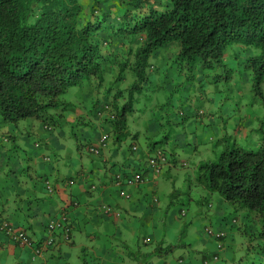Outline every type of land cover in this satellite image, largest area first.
I'll list each match as a JSON object with an SVG mask.
<instances>
[{
    "label": "rangeland",
    "instance_id": "obj_1",
    "mask_svg": "<svg viewBox=\"0 0 264 264\" xmlns=\"http://www.w3.org/2000/svg\"><path fill=\"white\" fill-rule=\"evenodd\" d=\"M116 3L117 0H111L107 6L115 10ZM173 50L174 45H170L158 50L155 58H150L146 68L147 80L134 94L133 112L127 116V135L116 142L110 132L111 149L107 148L104 154L110 157L111 164L117 163V168L121 163H127L123 158L138 156L142 159L141 167L147 169V157L159 149L164 151L171 165L156 178V192L151 188V194L159 203L153 208L145 206L152 196L148 193L145 204L132 211L131 203L135 202L132 195L123 198L121 203L125 208L121 210L120 219L128 220L115 229L99 224L93 226L91 222L88 225L79 223L80 229L76 225L71 231L73 243L63 246L65 255L50 260L48 264H170L178 257H182L185 264H203L201 255L204 252L206 264H264V248L261 249L264 240L260 236L264 230L262 223L248 224L245 213L233 212V207L221 195L204 190L195 181L199 162L215 159L223 150L225 141L229 145L236 141L242 147L256 149L255 141L261 136L259 127L264 121V86L263 98L252 91L250 74L244 68L247 51L228 61L223 70L210 71L198 62L189 65L175 60L170 53ZM113 75L106 77L112 78ZM132 80V74L126 72L118 87L124 90ZM80 91L82 88H69L62 99L76 101L78 107L70 112V119L83 116L90 122L88 125L69 122L63 126H49V138L36 148L32 144L38 139L36 134L20 135L18 130L15 131L19 136L14 148L13 142L2 143L6 152L1 165L4 171L13 168L9 178L16 192L34 188L42 205L52 203L53 217L67 214L69 220L74 219L69 211L70 204L61 201L58 195L60 193L61 197L68 199L69 189L61 185L69 181L68 178L78 177L82 166L97 162L98 156L90 155L88 146L96 143L102 127L105 128L99 120L102 115L92 117L87 110L91 101L98 106L107 102L112 107L113 99V92L105 99L103 95L88 93L86 89ZM124 101L125 98L120 100V104ZM29 121L36 130L41 128L40 123L32 118L20 121L17 126L27 132L31 128L26 126ZM0 126H6L1 118ZM238 126L255 128L245 144L234 134ZM261 129L264 131V124ZM131 143L137 147L135 153L128 150ZM149 144L154 146L152 151L148 150ZM41 154L48 160L37 157L34 162L33 155ZM111 168L113 166L99 162V172L89 178L91 182L86 188L90 190L88 185L92 184L90 191L97 192L104 180H110L111 172L117 171ZM43 175L48 176L50 193L40 191ZM56 185L59 186L58 193L55 192ZM78 199L82 203L83 194ZM107 203L116 209V202ZM181 209H184L185 216L178 218ZM46 217L44 214L42 220ZM6 219L11 222V216ZM205 225L214 231H224L222 249L216 250L215 241L204 230ZM26 233L30 235L29 230ZM176 243L187 246L169 252L160 251ZM212 253H218L216 260L211 258Z\"/></svg>",
    "mask_w": 264,
    "mask_h": 264
},
{
    "label": "trees",
    "instance_id": "obj_2",
    "mask_svg": "<svg viewBox=\"0 0 264 264\" xmlns=\"http://www.w3.org/2000/svg\"><path fill=\"white\" fill-rule=\"evenodd\" d=\"M110 2L0 0V118L5 124L15 126L32 118L43 126H63L69 123L67 114L78 107L76 101L62 99L69 88L86 89L105 99L113 92L112 107L107 102L103 104L110 105L114 118L99 120L105 125L104 131L111 132L118 142L127 135V116L133 112L134 94L147 80L150 58L170 45H174L170 53L175 60L189 65L198 62L210 71L223 70L228 61L247 51L244 68L250 74L252 91L263 98L264 0H117L115 10L107 6ZM126 72L132 74L133 80L121 90L118 83ZM111 73L113 77L107 78ZM90 103L88 115L95 117L103 104ZM85 119L79 116L73 124L86 126L90 122ZM261 126L255 150L236 141L230 145L225 141L215 159L199 162L195 181L204 190L221 195L233 212L245 213L248 224L259 221L264 227ZM3 142L11 144L7 138L0 139L1 203L5 204L11 195L15 202L22 198L30 203L29 193L16 192L13 187L9 178L13 168L8 171L2 168L6 152ZM153 148L149 144L148 150ZM130 174L131 170L117 172L121 183L113 182L118 194L123 191L129 198L128 188L147 180L142 175L140 184L126 185L124 178ZM45 180L42 179L44 191ZM5 189L8 194L2 196ZM148 203L157 206L159 200L152 195ZM99 210L106 217H116L108 204H101ZM183 216L185 211L181 209L178 218ZM225 236L220 240L224 242ZM260 236L264 240V230ZM186 246L176 243L160 251Z\"/></svg>",
    "mask_w": 264,
    "mask_h": 264
},
{
    "label": "crops",
    "instance_id": "obj_3",
    "mask_svg": "<svg viewBox=\"0 0 264 264\" xmlns=\"http://www.w3.org/2000/svg\"><path fill=\"white\" fill-rule=\"evenodd\" d=\"M70 116H72L70 113L66 116V121L73 123L75 118L70 119ZM31 121L28 122L26 126H31V128H28L27 132H25L23 129L21 130L19 128V123L15 126L5 124L6 126H0V139H8L9 142L13 139V144L16 145L17 142V136L18 134L15 133L16 130H18L20 135L30 136L31 134H36L37 140H34L32 142L33 147H40V142L43 140H46L49 138V133L51 130H47L44 128L42 124H40L41 128L36 130L35 126L33 124H30ZM102 127V126H101ZM14 128V129H13ZM104 130V127H102V131ZM255 130L252 126H238L234 129V134H237L236 139L240 140L243 144L248 142L250 140V136L252 137V132ZM256 146L258 145V139L255 141ZM108 149H111L110 146ZM105 151L107 149L103 150L101 154L97 157V162L90 166H82V168L79 170V175L76 178H68L70 181V184H67L66 181H64L63 185H61L62 188L68 187L69 189V196L68 199L65 197H61V194L59 193L60 200L63 202H68L70 204L69 211L71 216L74 219H70V222L73 223V228L78 226L80 229L79 223L88 225L90 222L94 226L95 224L99 225H105L106 227H113L114 229L119 227L118 225L122 222H125V220H128L124 217L122 219H118L116 217H106L104 216L100 210L99 207L101 204H108L109 201L116 202V209L115 211L120 212L121 210H124L125 204L121 203L122 197L120 193L118 194V190H116L110 183L112 180L111 175L113 173L117 172H129L130 170H141L143 175L145 176L146 181H144L141 185H138L135 188L129 189L133 200L135 202L131 203V210L134 211L135 207H137V210L140 208L141 204H145V197L146 194H151V188H154L153 191H155V187L157 185L156 178L154 177L150 170L146 166L141 167V158L140 157H132V158H123V160L127 161V163H121L120 167L117 168V163L113 162L111 164L110 157H106ZM42 158L45 157L42 154L39 156L33 155L32 159L35 162L36 158ZM131 159V160H130ZM141 159V160H140ZM99 162L103 163V165H110L113 166L111 170H117L113 171L110 174V180L106 181L104 179V182L101 183L100 188L97 192L92 193L88 188H86V184L91 182L89 181V178L94 177L95 172H99ZM143 162V161H142ZM171 164L169 163L166 167H169ZM133 167V168H131ZM31 168V167H30ZM46 178L48 180L47 175H43L41 178V185L43 190V183L42 179ZM152 184V185H150ZM58 185H56L57 187ZM89 186V185H88ZM55 187V192H59V186L58 189ZM47 190V189H46ZM45 190V191H46ZM149 190V191H148ZM156 192V191H155ZM1 193V192H0ZM30 195V203L25 202L22 198H19L18 202H15L13 199V196L11 195L6 201L5 204L2 205L0 199V217L9 218L11 216V222L13 225L17 227H21L25 231L30 232V237L35 242H40L44 240L48 236V232L45 229L46 223L50 220L51 217L54 215L52 214L51 208L53 207L52 203L45 202V205H42V202L38 195L36 194V190L27 188L24 190V194ZM8 190H3V195H7ZM83 194L84 200L82 203H80V200L78 197ZM52 195V194H48ZM1 196V197H2ZM136 203L135 206H133ZM145 206H148L153 208V205L150 203H147ZM62 209V208H60ZM67 212L68 210H64ZM44 214L47 216L46 219L43 221L42 217ZM67 215V214H66ZM54 218V217H53ZM69 219V218H68ZM8 220V219H7ZM10 222V223H11ZM55 243L53 246L46 248L43 250L42 254L40 256L35 257L34 259H31L32 257V249L28 247L19 246L17 244H14L10 241L4 234L0 232V264H48L50 260H53L54 258L60 257L62 255H65V252L63 251V246L66 245L62 237L60 235V232H56L54 234ZM73 241H71V245ZM206 256V253H202L201 258ZM181 258L182 257H178ZM178 258H173L172 262L177 260ZM184 260V259H183ZM171 262V263H172ZM185 262V261H184Z\"/></svg>",
    "mask_w": 264,
    "mask_h": 264
},
{
    "label": "built area",
    "instance_id": "obj_4",
    "mask_svg": "<svg viewBox=\"0 0 264 264\" xmlns=\"http://www.w3.org/2000/svg\"><path fill=\"white\" fill-rule=\"evenodd\" d=\"M98 116L102 115V117H108L110 119L114 118V113L111 111L109 105H102L100 110L97 113ZM108 145V136L107 134H102L95 144L88 146V152L92 156H98L106 146ZM133 150L135 147L132 148ZM165 157L161 151H157L154 155L150 156L148 159V166L151 169L154 176H158L162 172V168L165 163ZM114 184L119 185L121 183V179L119 175L114 176ZM125 184L132 186L140 184L143 179L142 175L139 172H133L126 178H124ZM47 188L49 184L46 182ZM121 196L128 199L129 196L125 192L121 191ZM107 212V209L103 210ZM115 216L118 217V213H115ZM71 229L72 226L70 224L69 219L66 217L65 214L61 215L56 220H52L47 224V231L49 232L48 237L42 241L40 244H35L33 240L25 233L24 230L21 228L14 227L10 222L7 220L0 221V232L3 233L10 241L32 249V258L39 256L44 248H47L54 244L53 233L60 232L62 239L64 242H70L71 237ZM205 232L208 236L213 238L216 241V249H222L223 241L220 240L221 236H224V233L221 231H214L210 227H205ZM217 255H213L212 259H217ZM177 264H182V261H177Z\"/></svg>",
    "mask_w": 264,
    "mask_h": 264
},
{
    "label": "clouds",
    "instance_id": "obj_5",
    "mask_svg": "<svg viewBox=\"0 0 264 264\" xmlns=\"http://www.w3.org/2000/svg\"><path fill=\"white\" fill-rule=\"evenodd\" d=\"M103 105H104V104H103ZM109 106H110V105H109ZM100 108H101V107H100ZM110 108H111V107H110ZM111 111H112V108H111ZM112 112H113V111H112ZM100 117L102 118V116H100ZM103 118H104V116H103ZM44 128L47 129V130L50 129L49 126H44ZM102 134H107V136H108V145L103 149V150H105V149L108 148V146H109V141L111 140V138H110V132L107 133L106 131L103 130L102 133L100 134V136H101ZM100 136H99V137H100ZM98 139H99V138H98ZM2 140H5V139L2 138ZM96 142H97V141H96ZM133 147H135L134 150L132 149ZM103 150H101V152H102ZM128 150H129V152H133V153H135V152L137 151V147H136V145H135L134 143H131V144L129 145V149H128ZM157 151H161V152L163 153L165 159H166V160H165V163H164V166H163V168H162V171H164L165 167H166L170 162L168 161V158H167V156L165 155L164 151H162L161 149H159V150H157ZM157 151H156V152H157ZM101 152H100V154H101ZM156 152H155V153H156ZM100 154H99V155H100ZM90 155H91V154H90ZM99 155H98V156H99ZM93 157H94V156H93ZM149 158H150V156L147 157V159H146V164H147V168L150 170L151 174L153 175V173H152V171H151V169L149 168L148 163H147ZM43 159L48 160V158H46V157H43ZM170 164H171V163H170ZM169 167H170V166H169ZM133 172H139L141 175H143V173L141 172V170H140V171H138V170H131V173H133ZM161 173H162V172H161ZM161 173H160L159 175H161ZM115 175H117V173H115V174L113 175L112 180H111V183H113V181H114L113 179H114V176H115ZM159 175H158V176H159ZM153 176H154V175H153ZM158 176H154V177H158ZM46 180H47V179H46ZM46 180H45V181H46ZM46 182H47V181H46ZM46 182H45V186H46ZM66 182H67V184H70V181H66ZM49 187H50V186H49ZM89 188H90V190H91V189L93 188V185L90 184V185H89ZM46 189H47V191L50 193L52 188H47V186H46ZM115 213H118V212H115ZM118 215H119V213H118ZM120 217H121V216L119 215L117 218L119 219ZM58 218H59V217H58ZM56 219H57V218L54 217L53 219H50L49 222L52 221V220H56ZM1 220H7V219L4 218V217H1ZM7 221H8V220H7ZM69 221H70V220H69ZM232 221H233V220H232ZM8 222H9V221H8ZM49 222H48V223H49ZM48 223H47V224H48ZM11 224H12V223H11ZM12 225H13V224H12ZM13 226H14V227H17V226H15V225H13ZM71 226H72V225H71ZM207 227H210V226L207 225ZM17 228H19V227H17ZM20 228H21V227H20ZM210 228H211V227H210ZM21 229H22V228H21ZM45 229H46V231H47V225H46ZM211 229H212V228H211ZM22 230H24V229H22ZM72 230H73V226H72L71 231H72ZM212 230H213V229H212ZM24 231H25V230H24ZM47 232H48V231H47ZM221 232L224 233V231H221ZM25 233H26V231H25ZM2 234H3V233H2ZM26 234H27V233H26ZM54 234H56V233H53V238H54ZM224 234H225V233H224ZM48 235H49V232H48ZM60 235H61V234H60ZM28 236H29V235H28ZM29 237H30V236H29ZM47 237H48V236H47ZM47 237H46V238H47ZM61 237H62V236H61ZM30 238H31V237H30ZM46 238H45V239H46ZM31 239H32V238H31ZM45 239H44V240H45ZM32 240H33V239H32ZM62 240H63V239H62ZM213 240H214V239H213ZM42 241H43V240H42ZM42 241H40V242H35V241L33 240V242H34L36 245L42 243ZM214 241H215V240H214ZM11 242H12V241H11ZM63 242H64V241H63ZM13 243H14V242H13ZM54 243H55V239H54ZM64 243H66V242H64ZM67 243H71V237H70V242H67ZM14 244H16V243H14ZM17 245H18V244H17ZM53 245H54V244H53ZM53 245H51V246H53ZM223 245H224V242H223ZM19 246H20V245H19ZM51 246H49V247H51ZM215 246H216V241H215ZM49 247H47V248H49ZM44 249H46V248H44ZM44 249H43V250H44ZM216 250H217V249H216ZM42 252H43V251H42ZM42 252H41V254H42ZM41 254H40V255H41ZM215 254L218 256V253H212V254H211V258H212V256L215 255ZM40 255H39V256H40ZM36 257H37V256H36ZM34 258H35V257H34ZM34 258L31 257V259H34ZM179 260L182 261V264H185L184 260L181 259V258H178L177 260H175L174 262H172V263H170V264H177V261H179ZM215 260H216V259H215ZM202 263H203V264H206V263H207L206 259H204V260L202 261Z\"/></svg>",
    "mask_w": 264,
    "mask_h": 264
}]
</instances>
